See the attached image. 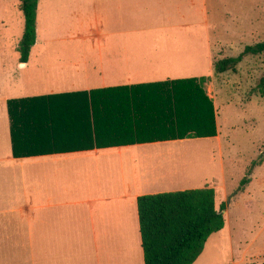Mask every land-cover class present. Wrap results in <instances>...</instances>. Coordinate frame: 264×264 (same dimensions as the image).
Here are the masks:
<instances>
[{"label": "crops", "instance_id": "crops-1", "mask_svg": "<svg viewBox=\"0 0 264 264\" xmlns=\"http://www.w3.org/2000/svg\"><path fill=\"white\" fill-rule=\"evenodd\" d=\"M20 4L0 0V132L7 151L0 162L8 163L5 176L12 182L0 185V225L7 232L16 226L18 263L110 264L126 256V264H144L136 202L164 193L150 189L148 152L179 141L15 159L7 102L193 78H207L206 90L219 56L207 0H38L35 44L23 64L17 52L24 32ZM62 26L63 38L46 37L48 29ZM222 214L223 230L209 237L194 264H242L250 257L240 252L242 245L235 256L234 239L246 230L231 231L227 207ZM257 231L249 246L258 239L264 244V218ZM83 237L93 240V251L75 257L73 242Z\"/></svg>", "mask_w": 264, "mask_h": 264}, {"label": "trees", "instance_id": "trees-1", "mask_svg": "<svg viewBox=\"0 0 264 264\" xmlns=\"http://www.w3.org/2000/svg\"><path fill=\"white\" fill-rule=\"evenodd\" d=\"M38 0H21L24 32L18 44L26 63L36 39ZM264 55V42L246 46L238 57L213 64L214 75L234 71L246 56ZM207 78L96 89L79 94L10 100L12 156L27 158L217 137ZM264 77L261 93L264 94ZM144 264H194L209 237L223 230L213 189L145 195L137 199Z\"/></svg>", "mask_w": 264, "mask_h": 264}, {"label": "rangeland", "instance_id": "rangeland-1", "mask_svg": "<svg viewBox=\"0 0 264 264\" xmlns=\"http://www.w3.org/2000/svg\"><path fill=\"white\" fill-rule=\"evenodd\" d=\"M207 6V17L213 21L214 51L219 55L213 64L236 58L246 46L264 42V0H207ZM46 34L48 39L51 35L59 40L66 35V28L48 29ZM41 38H45L43 34ZM57 51L66 55L64 48ZM263 77L264 55L246 56L234 71L213 75L212 86L206 90L214 103L217 138L169 143L148 152L153 157L148 161L154 180L152 191L214 190L216 208H228L226 219L231 231L246 230L244 238L234 239L233 245L235 256L240 245V252L246 251L250 256L242 264H264V254H259L264 252L261 240L249 246L253 236L257 238L258 219L264 218V94L259 86ZM2 139L0 132V159L7 152ZM7 165L0 162V185L12 183L5 176ZM244 192L249 196L242 195ZM15 227L9 225L7 232V226L0 225V264H19L18 241L12 232ZM91 241L83 237L73 242L75 257L92 252ZM123 241L130 242L126 252L131 254L133 240L127 237ZM217 245L214 240L210 254H214ZM119 248L122 250L116 247ZM127 259L125 256L120 261L116 257L110 264H126Z\"/></svg>", "mask_w": 264, "mask_h": 264}]
</instances>
